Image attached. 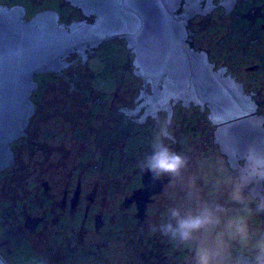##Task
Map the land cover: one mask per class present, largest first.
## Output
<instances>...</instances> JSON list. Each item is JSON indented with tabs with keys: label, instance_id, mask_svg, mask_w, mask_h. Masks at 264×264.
I'll return each instance as SVG.
<instances>
[{
	"label": "rangeland",
	"instance_id": "rangeland-1",
	"mask_svg": "<svg viewBox=\"0 0 264 264\" xmlns=\"http://www.w3.org/2000/svg\"><path fill=\"white\" fill-rule=\"evenodd\" d=\"M16 3L24 6L27 18L38 9H55L65 23L81 18L64 0H0V4L9 6ZM224 11L219 6L215 14ZM194 24L197 25L196 20ZM208 26L218 32L209 35L212 40L200 44L210 48L211 57L225 59L219 63L227 64L233 76L246 84L247 93L257 90L256 86L264 88V32L239 25ZM227 27L231 36L222 39L220 34ZM251 38L259 40L250 43ZM221 46L223 53L218 49ZM92 48L94 51L87 48L82 62L70 63L60 72L36 74L38 85L31 97L36 107L28 125L31 140L22 134L12 142L23 182L49 178L60 191L69 188L71 199L80 184V199L72 212H60L62 216L55 223L51 213V235L40 232L38 240L43 235L46 240L32 245L18 221H13L19 209L13 212L1 205L6 199L11 167L1 169L0 252L13 264H194V246L177 245L158 232L153 233L150 226L166 221L169 208L177 207L186 213L207 203L226 210L219 213L222 223L217 232L223 231L224 223L236 216L247 225L249 240H230L221 258L222 264H237L241 253L247 255L251 248L258 247L259 219L254 218L257 213L248 203L246 191L243 204L230 197L238 179L228 176L229 170L217 152L212 140L214 124L206 116L208 109L197 111L195 118V108L180 106V102L175 105L167 130L176 141L171 138L164 142L184 155L187 164L179 176H171L172 181L153 195L143 220L137 216L135 201L130 202L128 197L143 184L138 162L152 151L154 136L165 127L168 114L161 110L156 125L158 121L151 114L148 121L136 119L146 105L136 114L120 110L124 106L134 108V99L140 92L141 78L133 71V52L121 38ZM252 63L254 70L249 67ZM33 203L52 206L50 198Z\"/></svg>",
	"mask_w": 264,
	"mask_h": 264
},
{
	"label": "water",
	"instance_id": "water-1",
	"mask_svg": "<svg viewBox=\"0 0 264 264\" xmlns=\"http://www.w3.org/2000/svg\"><path fill=\"white\" fill-rule=\"evenodd\" d=\"M64 1L79 8L83 17L65 23L60 22L55 9H38L27 18L21 4H0V170L14 168L12 142L22 134L29 135L28 125L36 107L31 98L38 85L36 74L60 72L70 63L84 61L87 48L94 51L92 47L106 40L125 38L134 53L133 71L142 78L143 87L134 99V108L119 109L136 114L146 105L136 119L151 114L158 121L156 125L159 112L164 110L168 113L165 129L178 102L199 106L202 111L209 109L207 116L215 125L214 142L241 176L248 147L255 144L264 149V115L255 112V105L250 103L248 95H253V89L245 92L241 81L216 67L209 51L191 44L190 19L204 10L202 0ZM76 52L81 60L71 61ZM171 137L176 141L173 134ZM170 180V176L154 180L150 172L143 171V185L128 197L135 201L138 216L145 219L153 195ZM80 187L73 204L79 201ZM36 219L29 217L27 223ZM0 264L13 263L0 252ZM237 264H247L243 253Z\"/></svg>",
	"mask_w": 264,
	"mask_h": 264
},
{
	"label": "flooded vegetation",
	"instance_id": "flooded-vegetation-1",
	"mask_svg": "<svg viewBox=\"0 0 264 264\" xmlns=\"http://www.w3.org/2000/svg\"><path fill=\"white\" fill-rule=\"evenodd\" d=\"M201 4L204 10L203 11L200 10L199 12H196L195 16H193V18L190 19V25L192 29L191 44L195 48L205 49L209 51L211 60L216 62V67L224 68L225 74H231L233 76V73L230 71V68L227 64L223 65L219 63V62L224 63L226 61L225 59H220V60L213 59L211 57L210 48L208 46L204 48L203 46L204 44L201 45L204 41L212 40L211 36H209L210 34L216 31L218 32L217 28H212L211 30L210 26L208 25H211V24H213L214 26L239 25V26H247L248 28H251L252 30L264 32V0H202ZM219 6H222L223 9L226 10L225 13L221 12V13L215 14L216 8H218ZM73 8L77 10L79 16L82 18L83 15L81 13V10L77 7H73ZM89 19L91 20L93 19V17L90 16ZM59 20L60 22H62L60 14H59ZM73 20H76V19H73ZM195 20L197 22V25L194 24ZM225 31L223 34L222 33L220 34V36H222V39H224L226 36L227 38L228 37L230 38L231 35L229 36V27H227ZM121 39L127 45V40L125 38H121ZM258 40H259L258 38H251L249 39V42L256 43ZM197 43L198 44L201 43V44L197 45ZM218 49H220V51L223 53L222 46L219 47ZM79 56H80L79 52H76V55L71 61L81 60V57ZM130 56L132 55L130 54ZM133 57H134V53H133ZM261 58H264V52L261 55ZM254 63L249 65V67L252 66L251 70L252 69L254 70V67H255L253 66ZM235 78L237 79V77ZM140 84L142 88L143 87L142 78H141ZM242 85L246 92L247 90L246 84L242 83ZM256 89L257 90L254 91L253 95L252 94L251 96L248 95V97H249L250 103L255 105L254 107L255 112L264 115V88L261 89L260 86H256ZM151 90L152 89L150 85L149 91ZM181 105L182 104H180V106ZM193 108L195 109H194V113H192V116L196 118L197 116L195 113L197 111L202 112V110L199 106H195V105H192L190 107V109H193ZM148 116H146V119L138 120V121L140 122L148 121L150 119ZM173 116H174V113H173ZM130 121L126 120V122H130ZM186 123H188V120L187 122H185V124ZM214 129H215V125H214ZM214 129L212 131L213 142H214V135H213ZM28 138L31 140L30 135L28 136ZM215 145L218 147L217 152L223 158V161H224L223 163L225 164V167L229 170L227 171L228 176L238 179L239 176L237 175V172L230 167L226 156L220 152V148L218 144L215 143ZM12 150H13V147H12ZM13 157H14L15 165H14V168L9 166L11 167L10 169L11 174H9L8 176L9 181L7 182V186L5 190L6 199H3L1 205L8 206L9 208L13 209V212L15 208H18L19 214L14 213L13 221L15 222L18 221L19 228L23 229L24 232L29 235L27 240H29L32 243V245H36V244L41 245V243H43L46 240V238L43 235V237H41L38 240L37 235L40 232H43L45 236L51 235V226L54 227L55 220L58 219L59 216H62L59 213L60 212L64 213V211L68 213L72 212L73 208L75 207V204H73V198L71 199V197L69 196L70 189L67 188L65 191H64L65 188L62 189L61 190L62 194H61L59 186L53 183L49 178H39L35 180L34 183H32L31 181H29L28 183L23 182V179L25 178H23L22 169L20 168V163L16 158V151L14 150H13ZM167 176L171 177V175H163L161 177H167ZM15 180L16 182H14ZM171 181H172V177L168 183H170ZM142 185L143 184H141V186ZM80 190H81V187H80ZM243 191L247 192L245 194L247 195V201L250 204V206L254 208L255 212L258 215V216L256 215L254 218L256 219L257 217L259 219V221L257 222V226L259 228L258 229L259 230L258 231V234H259L258 241H259L262 238H264V207H262V205H264V179H262V181H259V182H256L255 180L249 181L244 187ZM30 198H32L35 201H39V202H42L45 198H50V202H52V206L50 208L48 205H44L43 203L36 204V203H33V200L31 204L29 202ZM79 199H80V196H79ZM15 205L17 206L19 205V207H15ZM56 207L59 209H62V211L56 210L55 209ZM51 213H53V215L55 216L52 219L54 221L53 224H51V221L49 218V215ZM29 216L36 217L37 218L36 221L27 223V219H29L28 218ZM38 218H40V221L37 223ZM258 256H259V248L257 247V248H251L250 251L247 252V255H244V258L247 257V264H257Z\"/></svg>",
	"mask_w": 264,
	"mask_h": 264
},
{
	"label": "clouds",
	"instance_id": "clouds-1",
	"mask_svg": "<svg viewBox=\"0 0 264 264\" xmlns=\"http://www.w3.org/2000/svg\"><path fill=\"white\" fill-rule=\"evenodd\" d=\"M170 132L161 128L152 141V151L138 162L141 171L150 172L153 179L163 175L179 176L187 164V158L173 150L164 141L171 139ZM244 168L232 192L231 199L245 202L243 189L246 184L255 179H264V149L255 144L248 147L244 153ZM192 193H189L191 196ZM264 207V205H262ZM226 211L222 206L213 207L203 203L197 211L189 210L182 213L180 208L167 210L168 219L159 225H151L153 233H159L177 245L194 246V264H222V256L226 252L230 240L239 238L242 242L249 240V231L244 219L232 217L224 223V230L217 232L222 220L219 213ZM228 239H225V237ZM259 256L257 264H264V238L257 242Z\"/></svg>",
	"mask_w": 264,
	"mask_h": 264
},
{
	"label": "trees",
	"instance_id": "trees-1",
	"mask_svg": "<svg viewBox=\"0 0 264 264\" xmlns=\"http://www.w3.org/2000/svg\"><path fill=\"white\" fill-rule=\"evenodd\" d=\"M72 7H75V6L72 5ZM76 11H77V10H76ZM132 55H133V54H132ZM193 167H194V166H193ZM194 168H195V167H194ZM191 169H192V168H191ZM137 216H138V215H137ZM143 220H144V219H143Z\"/></svg>",
	"mask_w": 264,
	"mask_h": 264
}]
</instances>
